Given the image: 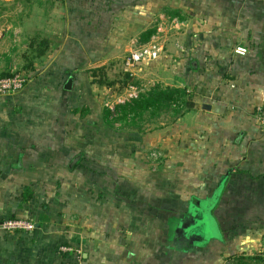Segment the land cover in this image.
<instances>
[{"label":"crops","instance_id":"0c3cea01","mask_svg":"<svg viewBox=\"0 0 264 264\" xmlns=\"http://www.w3.org/2000/svg\"><path fill=\"white\" fill-rule=\"evenodd\" d=\"M2 2L0 77L20 65L28 82L15 94L0 95V225L21 217L33 219L36 228H0V264H187L188 253L172 247L171 235L190 199L204 200L223 186L226 193H247L249 205L261 180L264 205V127L251 115L264 102V72L258 69H264V0H199V24L187 29L192 40L185 51L153 60L169 72L172 87L194 93L196 107L147 134L144 146L153 156L159 152L163 165L148 161L141 205L111 203L108 191L117 188L116 181L91 165L92 143L84 137L90 119L76 114V96L87 77L77 67L99 58L100 66L121 60L126 69L133 49L158 39L156 0ZM188 17L179 23L174 18L177 24L163 29L164 37H175ZM238 46L248 53L237 55ZM239 133L246 138L243 149L235 140ZM117 160L124 162L121 154ZM235 163L247 170L241 177L231 170ZM170 187L179 197L167 196ZM183 199L186 205H175ZM259 216L244 224L257 228L260 222L263 228L264 212ZM225 236L209 242L218 254L264 253V238ZM61 245L70 250L61 251Z\"/></svg>","mask_w":264,"mask_h":264},{"label":"rangeland","instance_id":"374dc122","mask_svg":"<svg viewBox=\"0 0 264 264\" xmlns=\"http://www.w3.org/2000/svg\"><path fill=\"white\" fill-rule=\"evenodd\" d=\"M3 9L4 4L2 0H0V13ZM190 12L194 13V15L192 16ZM155 13L156 21L153 29L156 28L155 30L159 32V35H157V43L162 48L161 56H176L178 55L177 52L185 51L184 47L188 45L187 42H191L192 40L189 37L187 29L193 27L192 24L196 22L199 24V0H156ZM188 15L189 17L180 25V29H178V33L175 37H171L170 40L167 39L170 35L164 37L166 31L163 29L172 26L175 27L177 22H182ZM174 18L177 20L175 23L173 22ZM174 32L177 31H172L171 34ZM172 42L173 45L171 46L170 43ZM92 52L97 53L95 57H98L99 51ZM156 61L158 62V59ZM156 61L149 62L151 64L146 63V65H143V63L135 70L139 82L145 89L150 88L156 83H160L164 86H171L170 84L175 83L173 82V78L169 76V72L164 69V66L159 65L160 62L157 64L153 63ZM140 67L145 68L144 70H140ZM96 69H103V71L106 72L107 78L110 80L120 81V83H125L126 81L131 83V81L126 78L125 73H127V71L121 60L117 63L111 62L107 65L100 66L99 58H97L96 61L93 60L91 65L77 67L78 73H82V75H86L87 77L83 83L85 86L80 89L79 95L77 94L76 96V106L78 107L76 108V114H79L83 119L85 118L86 121L90 119V130L84 137L87 138V142L89 141L92 143L89 144L93 157L91 165L93 168L106 170L107 173L112 176V179L114 178L116 181L117 188H110L108 191V200L111 203L115 204L116 201L126 205H141L139 201H141V198H146V195L140 191H142V189L147 190V177L149 169L151 170L148 161L151 163L155 161L156 168L163 165V156L159 152H153L155 156L151 155L152 150L144 146L146 142L145 138L149 132L161 130L174 123L167 125L162 123L147 124V131L144 133L120 130L118 129V125L117 128H111L104 122V108L107 106L114 108L120 101L127 99L130 95L135 93L137 87L134 89L130 88L129 91L125 88L118 92H106V88L104 89L98 84L92 83V71ZM258 69L264 72L262 65H259ZM16 70L25 73L28 78V74L23 67L19 65ZM197 72L199 73V71ZM98 73L101 72L98 70ZM251 115L256 121L261 123L262 127H264V102L255 105L251 111ZM262 132L264 134V128ZM81 137H83V135H81ZM261 138L264 141V135ZM235 140L237 143L241 144L240 147L243 149V142L246 140L244 135L239 133ZM262 143L264 144V142ZM117 144L121 145L122 149L120 151L117 149ZM258 146L259 142H257L255 147L256 150H258ZM119 154L122 155L124 162L117 160V155ZM95 155L97 156L95 157ZM135 155L139 158V161L136 163L131 161V157H135ZM100 156H103L105 160H103V158L100 159ZM258 165L259 164H257V166ZM232 169L236 170L235 174L237 177H241L244 172H247L241 163L231 165V170ZM240 179L242 185V178ZM259 183L258 189H256L258 192L253 191L252 203L249 205L247 193L234 194V190L231 194L226 193L223 186H219L212 196L204 200L199 201V197L197 196L190 199L191 202L188 203V205H190L189 208H187V211L182 210L180 212V217L173 226L171 235V245L173 248L176 247L179 249V246H181L187 249L181 250L182 252L188 253V256L185 258V260L188 259L187 264H231V259H234V255L226 256L224 251L221 250L218 254L217 247L212 249L211 244H209L212 237L219 236L222 238L223 231L226 232V238H229L231 235L233 237H242L246 234L252 235L257 239L264 238V224H262L263 228L259 226L260 222L257 228L254 225L253 227L248 226L246 222L244 224V221L248 220L250 216H252L251 218L254 221L256 218H260L259 215L261 211L264 212V205H259L261 203V180ZM167 190V196H173L176 199V197L180 195L176 189H174V191L171 187L167 188ZM93 193H95L96 197L99 196V191H93ZM159 193H161V191H157L158 197H160ZM188 197L191 196L188 194ZM233 202L234 205L232 204ZM175 205L184 206L186 203L183 199L180 203L175 201ZM176 214H179V211H177ZM199 240L202 241L204 245H200ZM258 254L259 253L253 255L255 259H251L250 264H264V256L259 258Z\"/></svg>","mask_w":264,"mask_h":264},{"label":"trees","instance_id":"16d2710c","mask_svg":"<svg viewBox=\"0 0 264 264\" xmlns=\"http://www.w3.org/2000/svg\"><path fill=\"white\" fill-rule=\"evenodd\" d=\"M46 49L37 51L38 56L45 53ZM99 72L101 73H98ZM103 69L92 71V83L98 84L100 87L111 88L112 91L118 92L122 89L137 87L138 94L124 103H118L114 108L109 106L104 108V122L111 128L120 130L138 131L144 133L147 131V124H172L177 122L185 114L193 111L196 107L194 93L184 87L164 86L156 83L150 88H143L137 76L127 71L126 78L131 81L128 83H120V81L110 80L106 76ZM118 88V89H117ZM117 90V91H115ZM156 129V128H154ZM79 163L75 164V168ZM223 234H226L224 232ZM200 245H204L199 240ZM179 250H187L179 246ZM257 254V253H256ZM263 253H259L261 258ZM231 259V264H250L253 256L246 257L236 255Z\"/></svg>","mask_w":264,"mask_h":264},{"label":"built area","instance_id":"2783aa9c","mask_svg":"<svg viewBox=\"0 0 264 264\" xmlns=\"http://www.w3.org/2000/svg\"><path fill=\"white\" fill-rule=\"evenodd\" d=\"M161 50L162 48L157 43L156 39L148 45H143L133 49L126 59V71H130L137 75L135 70H137V68L145 62L158 59L160 57ZM235 53L237 55L244 56L248 53V49L246 47L238 46L235 49ZM27 82L28 78L26 77V74L14 69L11 75L6 77H0V95L9 96L15 94L23 90ZM134 88L136 87H131V89ZM137 94L138 90L132 95H130V97H128L127 99L120 101V103H124L130 100L132 97L137 96ZM0 228L5 231L11 232H32L36 228V223L31 218L27 219L21 217H11L3 220L0 225ZM60 250L66 252L69 251L70 248L63 245L60 247Z\"/></svg>","mask_w":264,"mask_h":264},{"label":"water","instance_id":"95a60500","mask_svg":"<svg viewBox=\"0 0 264 264\" xmlns=\"http://www.w3.org/2000/svg\"><path fill=\"white\" fill-rule=\"evenodd\" d=\"M72 81H73L72 79L69 80V82H68V84L66 86L67 89H71L72 88Z\"/></svg>","mask_w":264,"mask_h":264}]
</instances>
